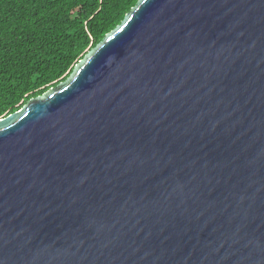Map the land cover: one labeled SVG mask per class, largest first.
<instances>
[{"label": "water", "instance_id": "obj_1", "mask_svg": "<svg viewBox=\"0 0 264 264\" xmlns=\"http://www.w3.org/2000/svg\"><path fill=\"white\" fill-rule=\"evenodd\" d=\"M0 264H264V0H140L0 120Z\"/></svg>", "mask_w": 264, "mask_h": 264}, {"label": "trees", "instance_id": "obj_2", "mask_svg": "<svg viewBox=\"0 0 264 264\" xmlns=\"http://www.w3.org/2000/svg\"><path fill=\"white\" fill-rule=\"evenodd\" d=\"M140 0H0V120L64 83Z\"/></svg>", "mask_w": 264, "mask_h": 264}]
</instances>
